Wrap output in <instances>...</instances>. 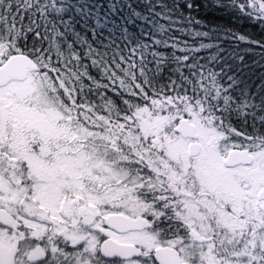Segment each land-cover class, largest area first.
<instances>
[{"label": "snow or ice", "instance_id": "obj_1", "mask_svg": "<svg viewBox=\"0 0 264 264\" xmlns=\"http://www.w3.org/2000/svg\"><path fill=\"white\" fill-rule=\"evenodd\" d=\"M0 264H264V0H0Z\"/></svg>", "mask_w": 264, "mask_h": 264}]
</instances>
